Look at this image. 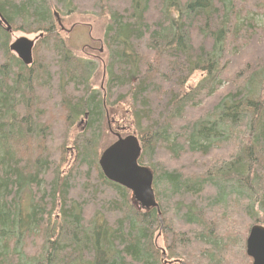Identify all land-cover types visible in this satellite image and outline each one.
Here are the masks:
<instances>
[{
	"label": "trees",
	"instance_id": "1",
	"mask_svg": "<svg viewBox=\"0 0 264 264\" xmlns=\"http://www.w3.org/2000/svg\"><path fill=\"white\" fill-rule=\"evenodd\" d=\"M71 13L107 20L102 90L97 64L59 34ZM0 16L41 34L25 66L0 26V264H251L245 241L264 223V0H0ZM115 107L153 173L154 208L99 168Z\"/></svg>",
	"mask_w": 264,
	"mask_h": 264
},
{
	"label": "water",
	"instance_id": "2",
	"mask_svg": "<svg viewBox=\"0 0 264 264\" xmlns=\"http://www.w3.org/2000/svg\"><path fill=\"white\" fill-rule=\"evenodd\" d=\"M4 22L5 20L2 19ZM6 23V22H5ZM10 29L8 25L7 30ZM33 39L20 36L10 42L9 49L24 63L32 62ZM108 145L98 159V165L104 177L116 183L132 194L133 200L144 209L157 206L153 190L152 171L139 163L141 146L135 135L121 137ZM246 255L251 264H264V223L253 225L245 241Z\"/></svg>",
	"mask_w": 264,
	"mask_h": 264
},
{
	"label": "rangeland",
	"instance_id": "3",
	"mask_svg": "<svg viewBox=\"0 0 264 264\" xmlns=\"http://www.w3.org/2000/svg\"><path fill=\"white\" fill-rule=\"evenodd\" d=\"M60 20L59 34L64 44L71 50L72 54L78 58L91 60L97 64L96 69L90 78V84L92 87L97 89L102 86L104 87V63L106 60V50L102 43V36L107 21L106 18L91 13H71L69 15H63ZM255 22L256 25L264 27L263 18L256 17ZM22 35H25V33L18 31L15 33L14 37ZM34 35L35 34H29L28 37L33 38ZM201 78L202 76H200L199 73H196L189 83V89H193L195 86H197ZM262 88V90H264V87ZM115 108L109 109V111H107L106 119L104 120V129L99 139V146L102 148L101 151H103L108 145L115 141L116 138L114 132H118L119 127L123 126L125 122L127 125L130 123L129 115H127V117H123L124 112L120 113L119 109ZM81 128L82 124L78 123L75 125V127L70 129L68 133H66L68 144L64 148V160H60L61 162L59 163V170L62 175H65L74 163L76 151L71 143L73 137L81 130ZM120 134L124 136L131 134V132L130 130L126 129L125 131L120 132ZM56 144L57 142H55V145ZM58 162L59 160L57 159V163ZM128 192L130 198H132L131 192L129 190ZM156 239L157 245L161 246V239L157 237Z\"/></svg>",
	"mask_w": 264,
	"mask_h": 264
},
{
	"label": "flooded vegetation",
	"instance_id": "4",
	"mask_svg": "<svg viewBox=\"0 0 264 264\" xmlns=\"http://www.w3.org/2000/svg\"><path fill=\"white\" fill-rule=\"evenodd\" d=\"M0 26H2L4 29H5V31L9 34V42H8V49H9V45H10V42L13 40V39H15V38H17V37H14V35H15V33L16 32H14V31H12L11 29H9V30H7V27H6V24H4V22L1 20V16H0ZM25 35H27V34H25ZM41 36V34H36V35H34V39H33V41H34V46L36 45V42H37V39L39 38ZM33 49H34V47H33ZM10 50V49H9ZM10 52H11V54H13L23 65H25V66H30L31 64H32V62H33V59H32V62L30 63V64H24L18 57H17V55L14 53V52H12L11 50H10ZM103 87V86H102ZM102 87H100L99 89L100 90H102L103 88ZM120 128H121V131H119V132H122V131H125L126 129L124 128V127H119L118 128V130H120ZM114 134H116V132H114ZM120 134V133H119ZM125 136V135H124Z\"/></svg>",
	"mask_w": 264,
	"mask_h": 264
},
{
	"label": "bare ground",
	"instance_id": "5",
	"mask_svg": "<svg viewBox=\"0 0 264 264\" xmlns=\"http://www.w3.org/2000/svg\"><path fill=\"white\" fill-rule=\"evenodd\" d=\"M103 131V130H102ZM233 161V160H232ZM22 193V192H21Z\"/></svg>",
	"mask_w": 264,
	"mask_h": 264
}]
</instances>
